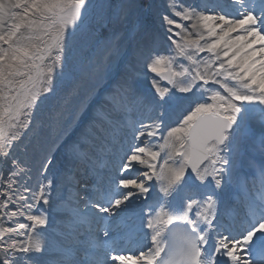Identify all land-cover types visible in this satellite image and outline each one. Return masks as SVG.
I'll use <instances>...</instances> for the list:
<instances>
[{
    "label": "snow or ice",
    "instance_id": "1",
    "mask_svg": "<svg viewBox=\"0 0 264 264\" xmlns=\"http://www.w3.org/2000/svg\"><path fill=\"white\" fill-rule=\"evenodd\" d=\"M232 2L237 6L234 17L209 14L206 5L172 3L161 10L156 0H0V156L9 164L7 175L0 179L4 197L0 208L16 205L5 216L47 205L53 188V181L45 176L46 185L30 197L18 195L14 185L27 172L9 157V139L18 136L14 133L6 139L5 124L30 130L32 111L41 97L56 95L57 76L68 89L66 104L78 94L80 82L98 69L101 58L105 62L113 56L142 58L144 49L134 37H147L162 28L191 64L165 72L171 62L151 54L144 58V67L170 86L151 81L158 115L152 124L141 126L136 139L145 138V145L148 138L163 141L167 150L162 157L158 150L132 147L113 189L127 191L106 204H91L97 214L112 218L120 215L122 207L129 208L134 196L147 200L154 188L159 193L155 204L140 209L147 245L134 256H111L112 264H257L253 252L264 256V206L238 225L221 223L213 211L232 167L227 153L236 132L257 111L264 124V3L257 10L246 0ZM176 17L192 21L194 31L188 32ZM121 28L129 37L127 51L115 39L102 45L101 37ZM200 53L209 56L198 61L195 56ZM212 85H220L223 94ZM131 90L125 81L107 99L118 105L121 92ZM59 115L54 112L51 120ZM69 151L74 153L75 146ZM52 164L49 153L42 170ZM198 188L210 190L196 199L192 192ZM173 198L183 203L170 207ZM162 207L168 209L163 212L166 219L157 212ZM26 220L31 223L0 227V264H17L18 254L43 250L41 244L30 242L28 233L46 226L47 217L29 214ZM168 225L178 230L173 232ZM102 236L109 238L110 231L103 230Z\"/></svg>",
    "mask_w": 264,
    "mask_h": 264
},
{
    "label": "bare ground",
    "instance_id": "2",
    "mask_svg": "<svg viewBox=\"0 0 264 264\" xmlns=\"http://www.w3.org/2000/svg\"><path fill=\"white\" fill-rule=\"evenodd\" d=\"M193 1L194 0H162L161 1V4H162L161 9H164L167 5H170L172 3H175L177 5H183V6H186L188 4L193 5ZM85 23L88 24L89 20L85 19ZM191 24H192V21H187V23L185 24V28L188 29V32L194 31L191 28ZM114 37H116V36H114ZM141 37L142 36L134 37V38L138 39L140 41L141 47L144 49V53L149 52V54H154V51L156 49L155 48L153 49V42L151 40L152 36L147 37L145 39L143 38L142 40H141ZM119 40H121V38H119L116 42H119ZM164 48H166V46L160 47L159 49H157V52L161 49L164 50ZM149 54H146V55H149ZM201 54H203V53H201ZM170 58H171V60H173L174 56L171 55L169 57V59ZM195 59H197L199 61V60H203V59H207V58L204 56L202 57L199 54V56H197V58H195ZM131 61L129 62V65L132 64ZM177 61H178V59H177ZM48 63H49V61H46V64H48ZM181 63H182V61H181ZM126 70H127V68H126ZM119 71H120V73H118V74H119L120 78L118 77L116 80L118 83L122 84L125 81H128L132 85L133 90L137 93L136 96L143 97L146 100V102H150L148 104H151V105L154 104L153 103L154 89L152 88L151 80L148 81V78L145 80L142 78L135 77V74H137V72L135 71L134 66L133 67L130 66L128 71H125L122 69H120ZM97 73L98 72L95 71V72L91 73L87 78L93 80L95 77H97V75H98ZM59 81H60L59 76H57L53 80V84L55 85V87L56 86L58 87ZM119 81H121V82H119ZM144 81H146V82H144ZM143 83H144V85H143ZM229 83H232V82H229ZM60 84L63 85L61 82L59 83V85ZM159 84H160V86H164V84H161L160 82H159ZM82 85H83V80L80 82L79 89L83 88ZM215 86L220 87V85H215ZM64 87H66V86L64 85ZM222 91H224V90H222ZM67 92H68V90H67ZM63 96H64L63 93L56 92V96L53 97V100L52 99H44L43 97H41L42 102H38L36 108L33 109V111H32V114L34 115V117L35 116L37 118L40 117L39 119H42V121H43V122L39 121L38 119L35 118V120H33V122L36 121L35 124L38 127L48 128L49 129L48 133H53L55 126H57V124H56L57 120L55 122H53L51 120V117L53 116L54 112H59V110L57 111V108H59L58 105H61V104H59V101H60L59 99ZM48 97H50V96H48ZM205 97H207V95H205ZM140 99L141 98L135 97V100H137L136 103L138 105L141 104ZM101 103L105 104V106L103 107L102 105H97L96 107H93L91 110H89L90 118H89L88 122H83L82 125L79 126L80 128H78L80 135H77V137L72 139V140L66 139L67 146H65V148L68 149L69 155L74 156V159H78V161H80V162L82 161L81 164L83 163V164L87 165L90 161L86 156H90L91 153H88V148L86 146L94 143V142L92 143V141H91V139L94 135L99 136L98 133L100 130H104L103 128H106L105 129L106 131L108 130L109 132L112 131V133H115L114 129L110 126V123H109L110 122V119H109L110 116L105 112L106 109H107V111L108 110L111 111L112 106L106 101V99H103V101ZM147 109H148V111H151V106L150 107L147 106ZM147 109H145V110L147 111ZM151 116H153V114H151ZM6 120H7V118H6ZM116 131L118 132L119 129L116 128ZM246 131H247V133L253 132L255 134L253 136H255L258 139L264 138V124L261 123L260 118L256 114L250 116V118L247 120V122L245 124V132ZM14 133L18 136V139L22 138L21 129L9 128L7 126V123H6L5 127H4L5 138L6 139L10 138ZM37 135L39 136V133ZM58 135H60V133H58ZM58 135H55L52 137V141H54L55 137H56V142H54V147H56L55 149L57 150V153L54 157V164L48 166V170L46 171L47 176L51 175L53 173V171H55L57 169H59L58 171H62V170H65L67 167V161L68 160L64 156L65 148H64V146H61V147L58 146V144L60 142H62L61 139L57 138ZM241 137H242V134L239 135V137H238L239 140ZM18 139H15L14 141L9 139V143L11 144V148L9 150V152H10L9 157L12 159H15V160L18 158L20 165L22 167L28 166L29 169H32V167H33L32 164H35V162H32L31 166H29L30 163L27 160L28 158H26V155L29 153V149H27V147H25V145H24L25 143L22 142V140L17 141ZM150 142H152V141H150ZM95 143H97V142H95ZM95 143H94V145H97ZM232 143H234V139H233ZM240 144L243 147V149H241L240 151L242 152V151L246 150L247 154L243 155L242 157L240 154H235V157L237 159H239V157H241L240 160L244 164L251 163L252 161H250L249 159L260 160L263 157L264 151L259 150L258 147H256L254 144L248 143L247 139L242 140ZM64 145H66V144H64ZM72 146H75L74 153L69 151L70 147H72ZM153 146L157 147V150L160 151L162 153V155H164V152L167 150V149H164V147L161 146V144L154 142V140H153L152 144L150 145V147L152 148ZM81 147L84 150H81L80 149ZM235 147L236 146H233L231 144L230 151H228V153H227V155L229 156V158L232 161L231 169H234L236 167L235 162H234L235 157L233 155L235 153ZM97 148H100V146H97ZM48 150H49V148H47V146L44 145L42 148V152L46 153ZM103 154H104V151H103ZM36 159H37V162L40 161L39 158H36ZM2 163H4V164H2ZM40 163H41V161H40ZM41 168L42 167H40V165H39V167H35V165H34V172L33 173H30L27 171H25V172H27V175H24L23 173H21V176L19 177V180H18V184L14 185V187H16V189H17L18 195H25V196H29V197L31 196V195H29V193L25 194L23 191L25 189H30L32 192L34 191L33 189H35V183H36L35 177H38L39 174H41ZM8 169H9L8 161L5 160L2 156H0V179H3V177L7 175ZM233 171H235V170H233ZM201 189L203 190L202 192L206 191V189H203V188H201ZM45 190H47V189H45ZM52 191H55L54 197H56L60 202L67 203L66 200H67V198H69L68 194H64L63 196L61 195V197H60L59 196L60 194L58 193V191H59L58 189L55 190L54 188H52ZM0 192H3L2 187H0ZM156 193H157V195H159L158 192H156ZM200 193H201V191L199 192L198 189H194L192 192V195H194L196 199H200V197H199V195H201ZM223 193L226 194V191L223 190ZM66 196H67V198H66ZM13 199L15 200L16 197H13ZM62 200H64V201H62ZM3 201H4L3 195H0V204H2ZM218 202H220V197H219L217 203ZM130 203L135 204L134 197L132 198V201ZM182 203H183L182 199H178L176 201V199L173 198V202L170 205V207H178ZM217 203H216V205H218ZM10 205L11 204H9L6 208H0V227H4V228L16 227L19 223H28V224L31 223L30 221L26 220V216L34 213L33 212L34 210H32V208L24 209L23 215L18 214L16 217L9 218V217L5 216V213H7L10 210H13L15 208V206H10ZM49 205H50V207H52V209L63 210L62 206L57 207V205L54 202L53 203L51 202ZM216 205L214 206L213 211H215V209L217 210ZM122 208H124V207H122ZM68 209H69V211H73L74 208L70 209V206H69ZM167 211H168V209L166 210L165 208H162L159 211V213L162 214L163 219H166V216L163 215V212H167ZM57 213H55V214H57ZM52 222L58 226V225H61L60 223H62L63 221L58 219V220H52ZM167 227L172 229L173 225H168ZM31 231L33 232V235L31 238L28 235V238L30 239V241L33 245L39 243L42 245L43 250L50 249L51 247L58 248L57 249L58 251H61L62 249H64L63 244L61 242L56 241L54 239L49 240V236L47 235V231H46V229H43V227L37 226L34 230H31ZM4 239H7V237H4ZM65 250H66V248L64 249V251ZM53 254L55 255V253H51L47 257H49V256L51 257V255H53ZM22 257H23V253L18 254L17 264H19L18 260L19 259L21 260Z\"/></svg>",
    "mask_w": 264,
    "mask_h": 264
},
{
    "label": "rangeland",
    "instance_id": "3",
    "mask_svg": "<svg viewBox=\"0 0 264 264\" xmlns=\"http://www.w3.org/2000/svg\"><path fill=\"white\" fill-rule=\"evenodd\" d=\"M161 1L162 0H156V3L158 6H161ZM161 9V8H160ZM162 10V9H161ZM178 22H181L184 24L187 23V21H180L179 17H176ZM176 31H179L178 29ZM157 38L159 39V41L157 40V43H163V45L166 46V48H164V50H160V52H155L154 54H151L152 56H161L165 59V62H171L170 65L166 68H164L165 72H175L177 70H179L180 66H190L191 64V60L188 58L187 55H181L179 50L177 49L176 45H174L169 39L167 34L165 33L164 29L159 28V32H157ZM121 36V40L122 42H124L123 44H121L122 50L127 51L128 48V43L127 45H125L126 41H124V39H126L128 36L125 35L124 33V29H118L116 30L114 33L113 32H108L107 34H105V37L101 38V43L102 45L105 43V41L107 40H113L115 38V40L117 41V37H113V36ZM156 35V34H155ZM129 38V37H128ZM127 38V39H128ZM174 39H176L179 43L183 44V41L179 38V37H174ZM119 43V42H118ZM161 45V44H160ZM191 51V50H189ZM144 54V57L142 58H135L132 56H113L110 61L105 62L102 58L98 61L99 67L96 70L98 73L97 77H95L93 80L88 79L87 77L83 79V88H80L78 91L77 95H74L71 97V99L69 100L68 103H64V99L67 96L68 92H67V88L64 87V85H59V83L61 82V80L58 83V87L56 86V92H60L63 93L64 96L61 97L59 100V104L58 105L59 108H57V111L59 110V117L57 118V126H55L53 133H48L49 129L48 128H44V127H38L35 122H33V126L30 130H23L21 129L22 132V138H19L17 141H21L24 142L25 147H27V149H29V153L26 155V158H28V162L30 163L29 166H31L32 162H35V164H32L33 167L32 169H29V167H21L24 169V171L33 173L34 172V165L35 167H42L45 161V157L47 155H49V153L52 154L53 157H55L57 150L55 149L56 147H54V142H56V137L55 140L52 141V137L55 135H58V133H60V135L57 136V138L61 139L62 142H58V146H63V144L67 143V140H72L75 137H77V135L79 134V126L82 125L83 122H85L87 120V110L89 109L88 106L91 103H101L103 101V97L102 95L106 94V90L109 89L108 84L110 79L118 76L120 73V69H125L126 67L129 68V66H134L135 69L138 71L137 74H135V77L137 78H142V79H147L149 80H153L155 79L156 81H159L161 84H164V86L161 87H168L170 85H168V82L164 79L161 78V76L152 73L150 71H148L145 67H144V58L147 57V55ZM173 55L174 59L171 60V58L169 59V57ZM198 55L195 56V58H197ZM200 56H204L206 58H208V54L207 53H200ZM178 59V61H177ZM132 60V61H131ZM132 62L131 65H129V62ZM136 61V62H135ZM182 61V63H181ZM147 81V82H148ZM146 82V81H144ZM144 85V83H143ZM213 88H215L216 90L221 91V93L223 94L224 90L223 88L220 87H216L215 85L213 86ZM107 88V89H106ZM222 89V90H221ZM207 95V94H205ZM48 99H52L55 96H52L51 94H48ZM207 98V97H205ZM255 114L260 118V113L259 111L255 112ZM254 115V114H253ZM252 116V115H251ZM33 120L38 119L39 121H42V119L37 118L36 116L34 117V115L32 114ZM75 119H74V118ZM23 119V117L21 118ZM86 119V120H85ZM85 120V121H84ZM43 122V121H42ZM45 122V121H44ZM39 133V136L37 135ZM41 134V135H40ZM242 134V137L239 140V135ZM253 132L247 133V131L245 132V126H243L241 129H239L234 137V143L233 146L235 147V153L233 154L235 157V154H239L241 151V149H243L242 145L240 144L242 140H246L248 141V143L254 144L256 147H261L264 148V144H263V139H258L256 138ZM38 137V138H37ZM43 137V138H42ZM145 139V138H144ZM144 139H140L137 142L138 146H146L148 149L151 150H157L156 147H150L151 143L150 141L153 140V138H148L147 140V145H145L143 143ZM46 145L47 148H49V150L46 153L42 152V148L43 146ZM163 145V144H162ZM165 149V148H164ZM239 149V150H238ZM243 152V151H242ZM240 153V154H245L247 153L246 150H244L245 153ZM10 154V152H9ZM45 156V157H44ZM39 158V160L37 162V159ZM17 161H19V159H16ZM236 160V159H234ZM4 164V163H2ZM237 165V164H236ZM241 165H243L241 163ZM8 166V165H7ZM233 171V169L230 170L229 173L226 174L229 175L231 174ZM35 175V174H34ZM126 175V174H125ZM47 176L46 172L42 170L41 168V174H39L38 177L36 178V183H35V189H33L34 191H29V192H25V190L23 191L25 194L29 193V195H32L34 192H36V190L43 186L46 185L47 181L44 179V177ZM49 179L52 180V176L49 177L47 176ZM226 181V178H225ZM47 191V190H46ZM52 199V198H51ZM139 200V198H138ZM139 203V201H138ZM10 206H16L14 204H11ZM32 210H34L33 214H39L42 216H46L45 213H43V210H47L49 211V214L51 215V212H56L60 210H51L49 208V206L45 205V204H37L35 205ZM48 219V216H46ZM31 235L33 234L32 231L29 232ZM28 233V234H29ZM20 260V259H19ZM18 260V261H19ZM23 262L25 263L27 260L23 257L22 258ZM22 262H20L21 264Z\"/></svg>",
    "mask_w": 264,
    "mask_h": 264
}]
</instances>
